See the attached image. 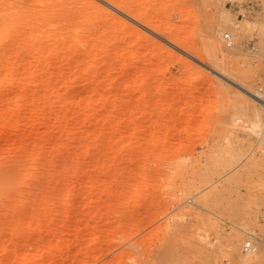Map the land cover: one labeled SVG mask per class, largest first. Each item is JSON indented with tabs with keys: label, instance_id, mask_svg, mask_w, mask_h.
<instances>
[{
	"label": "rangeland",
	"instance_id": "1",
	"mask_svg": "<svg viewBox=\"0 0 264 264\" xmlns=\"http://www.w3.org/2000/svg\"><path fill=\"white\" fill-rule=\"evenodd\" d=\"M19 6L0 264H264V0Z\"/></svg>",
	"mask_w": 264,
	"mask_h": 264
},
{
	"label": "bare ground",
	"instance_id": "2",
	"mask_svg": "<svg viewBox=\"0 0 264 264\" xmlns=\"http://www.w3.org/2000/svg\"><path fill=\"white\" fill-rule=\"evenodd\" d=\"M19 1L21 0H2V2H0V28L9 23L10 19H12L9 15V13H7L9 10V12L13 11V9H17L19 10ZM17 2V3H16ZM13 7V8H11ZM11 9V10H10ZM15 12V11H14ZM15 18V17H14ZM225 34V33H224ZM255 95V93H253ZM257 95H255L256 97ZM258 97V96H257ZM259 98V97H258ZM261 99V98H260Z\"/></svg>",
	"mask_w": 264,
	"mask_h": 264
},
{
	"label": "built area",
	"instance_id": "3",
	"mask_svg": "<svg viewBox=\"0 0 264 264\" xmlns=\"http://www.w3.org/2000/svg\"><path fill=\"white\" fill-rule=\"evenodd\" d=\"M224 40L228 46L233 45V40L231 38V34H225ZM259 220L260 223L264 225V206L262 207L260 214H259ZM256 249L255 243L251 237V234L249 235V238L246 239V241L243 244V252L246 254H250L254 252Z\"/></svg>",
	"mask_w": 264,
	"mask_h": 264
}]
</instances>
